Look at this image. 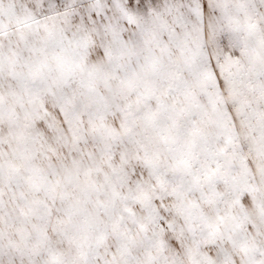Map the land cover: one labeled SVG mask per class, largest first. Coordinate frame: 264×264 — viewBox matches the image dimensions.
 <instances>
[{
	"label": "snow or ice",
	"instance_id": "obj_1",
	"mask_svg": "<svg viewBox=\"0 0 264 264\" xmlns=\"http://www.w3.org/2000/svg\"><path fill=\"white\" fill-rule=\"evenodd\" d=\"M0 264H264V0H0Z\"/></svg>",
	"mask_w": 264,
	"mask_h": 264
}]
</instances>
